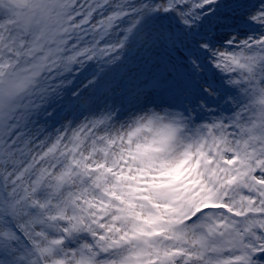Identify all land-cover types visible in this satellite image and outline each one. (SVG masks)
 <instances>
[{
  "label": "snow or ice",
  "instance_id": "obj_1",
  "mask_svg": "<svg viewBox=\"0 0 264 264\" xmlns=\"http://www.w3.org/2000/svg\"><path fill=\"white\" fill-rule=\"evenodd\" d=\"M0 264H264V0H0Z\"/></svg>",
  "mask_w": 264,
  "mask_h": 264
}]
</instances>
